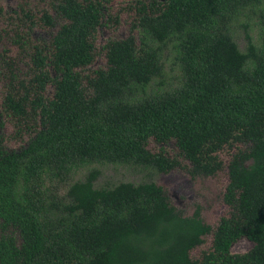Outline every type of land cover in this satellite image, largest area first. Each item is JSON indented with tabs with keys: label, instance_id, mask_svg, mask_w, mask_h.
Returning a JSON list of instances; mask_svg holds the SVG:
<instances>
[{
	"label": "trees",
	"instance_id": "obj_1",
	"mask_svg": "<svg viewBox=\"0 0 264 264\" xmlns=\"http://www.w3.org/2000/svg\"><path fill=\"white\" fill-rule=\"evenodd\" d=\"M43 1L11 13L0 0V41L17 50L0 51V264H264V0H129L128 34L101 46L103 27L120 24L113 0ZM257 4L262 41L246 33L243 51L230 23ZM37 26L57 30L44 42ZM171 43L183 83L147 93ZM94 162L226 169L229 212L216 225L199 205L186 215L156 181L99 188V169L65 201L43 198L45 175ZM243 237L252 247L233 252Z\"/></svg>",
	"mask_w": 264,
	"mask_h": 264
},
{
	"label": "rangeland",
	"instance_id": "obj_2",
	"mask_svg": "<svg viewBox=\"0 0 264 264\" xmlns=\"http://www.w3.org/2000/svg\"><path fill=\"white\" fill-rule=\"evenodd\" d=\"M129 0H113L111 5L113 6V13L127 5ZM15 4H19L20 0H6V9L13 13L16 7ZM33 8L41 9L45 2L43 0H33ZM121 10L119 13V25L117 27L106 26L101 31V36L97 40V44L100 46L106 40L107 37H124L129 32L130 22L132 20L131 13L126 10ZM1 23V22H0ZM4 22L2 21V24ZM113 26V25H111ZM231 33L234 40L238 43L241 50L246 51L248 46V40L246 33H249L253 38V41L257 44H261V25H260V5H249L242 9V11L236 15V17L230 23ZM55 28H46L37 26L33 30V34L44 42H49L54 33ZM9 36V35H8ZM7 37V36H6ZM9 49L12 54L17 52L16 48L11 45L8 39L3 38L0 41V51L3 49ZM103 53V52H102ZM177 53L174 49L173 43L169 44L164 52V69L163 75L156 77L152 83L147 86V93H155L163 90L174 89L181 86L183 83V75L176 57ZM103 58H98L96 64H103ZM143 95L142 90H138L133 98H139ZM25 143L23 140L13 141L8 143L10 149H20ZM151 148H155V144L150 145ZM172 150L174 143L171 142L168 145ZM224 160L227 162L230 158V153L226 149L222 152ZM99 169L100 175L95 181L96 187H112L122 181H131L133 183H140L145 181H156L164 186L168 195L170 196L173 204L183 211L184 214H191L197 205L202 208V215L205 221L212 225H216L219 219L228 214L229 207L223 201V193L228 183L227 171L222 170L217 175L211 177H196L192 178L187 171L177 168L168 173L159 172L152 168H147L135 164H119L110 162H94L87 163L80 167L73 169L69 174L60 176L47 177L45 175L44 185L41 188L43 192V198L47 202L65 201L67 190L69 186L76 181H83L86 179L87 174L93 170ZM19 191H22L25 187L22 182H19ZM56 214H59L58 210H54ZM212 235H209L205 243L202 246L195 248L192 251L193 256H198L204 249L211 246ZM252 242L243 237L240 238L232 246V251L242 253L248 251L252 247Z\"/></svg>",
	"mask_w": 264,
	"mask_h": 264
}]
</instances>
